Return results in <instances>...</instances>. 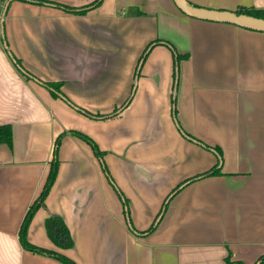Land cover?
Masks as SVG:
<instances>
[{
	"label": "crops",
	"instance_id": "crops-1",
	"mask_svg": "<svg viewBox=\"0 0 264 264\" xmlns=\"http://www.w3.org/2000/svg\"><path fill=\"white\" fill-rule=\"evenodd\" d=\"M95 1L0 0V126L12 127V145L0 144V264H63L24 249L19 233L45 186L55 141L70 130L105 152L110 177L86 142L65 136L30 243L77 264H226L230 254L259 264L264 32L191 18L174 0H102L77 12ZM188 1L264 9V0ZM157 39L173 49L156 45L138 70ZM174 49L189 56L178 67ZM52 82L62 84L58 98L44 85ZM75 107L103 115L124 108L100 120ZM220 161L222 175L169 198ZM168 198L157 228L144 234ZM50 216L64 220L73 248L51 240Z\"/></svg>",
	"mask_w": 264,
	"mask_h": 264
},
{
	"label": "trees",
	"instance_id": "trees-1",
	"mask_svg": "<svg viewBox=\"0 0 264 264\" xmlns=\"http://www.w3.org/2000/svg\"><path fill=\"white\" fill-rule=\"evenodd\" d=\"M40 2L43 3L44 1H40ZM101 3H102V0H96L95 2L90 4L89 6L83 8L82 10H79L77 12L78 13H87L90 9H92L91 7H93V8L98 7ZM55 4L58 7H62L67 11L76 12V10H74L68 6H65L62 4H57V3H55ZM193 5H195V4H193ZM236 12L238 14H247L250 16H254L257 18L264 19V9L246 8V7L240 6L236 10ZM160 43L161 44L163 43L169 47H171V45H172L170 42L165 41V40H161V39H157V40L151 42L141 57V61H140V64L138 66V70L140 69L143 61H145V59L147 58L150 51L156 45H158ZM171 48L173 49V47H171ZM174 53H175V67H178L182 60H185L189 57L188 54H176L175 49H174ZM44 85L51 91L52 95L55 98H58L62 94V91H61L62 84L61 83L52 82V83H44ZM75 108L77 109V111H79L80 113H82L86 117H89L92 119L102 120V119H108V118H112V117L117 116L124 107L117 108L116 110H114L113 113H111L109 115H103L100 113L94 114V113H92L86 109L80 108V107H75ZM67 135H72V136L77 137V138L83 140L84 142H86L92 148L95 156L102 162L104 172H106L108 177H110L109 171H108V169L105 165V162H104L105 152H103L100 149L98 144L90 136H88L82 132L76 131V130H70L68 132L61 133L55 141V146H54V150H53V157H52V160L50 162V171H49V175L47 177L45 186H44L40 196L30 206V208H29V210H28V212L24 218V221L22 223L20 233H19V237H20V241L22 243L23 248L26 249L27 251L57 259L58 261L62 262L63 264H77L76 261H74L72 258H70L64 254H61L55 250H49V249H44V248L38 247V246L30 243L28 240V230H29L30 224H31L34 216L38 212V210L45 206L46 198L48 197L52 187L54 186V184L56 182L58 172H59V167H60L59 151H60V147L62 144V140ZM0 144H8L10 146L12 145V127L10 125L0 126ZM218 152H219V150H218ZM219 155L222 156L221 153H219ZM220 165H221V161L214 168H212L206 172H203L201 174H198L192 178H189L188 180H185L176 189L173 190V192L169 196V198L171 196H173L175 193H177L178 191H180L182 188L186 187L187 185H189L190 183H192L196 180H199L202 178H207V177L222 175V169L219 168ZM169 198L164 203L162 210H161L159 216L157 217V219L155 220L154 224L147 231H145L144 234H149V233H152L155 231V229L157 228L158 221H159L160 217L164 214L165 210L167 209V207L169 205V203H168ZM46 227H47L49 237L51 238V240L54 242V244L57 247H59L61 249H71L74 247V240L70 234V231H69L67 225L65 224L64 220L61 217L50 216L46 220ZM232 257H233L232 254H230L227 257L226 264H244L240 261L233 260ZM258 263L264 264V256L259 259Z\"/></svg>",
	"mask_w": 264,
	"mask_h": 264
},
{
	"label": "water",
	"instance_id": "water-1",
	"mask_svg": "<svg viewBox=\"0 0 264 264\" xmlns=\"http://www.w3.org/2000/svg\"><path fill=\"white\" fill-rule=\"evenodd\" d=\"M174 3L183 14L194 19L216 23H228L257 32H264V19L262 18L247 14H238L236 10H220L196 6L188 0H174ZM20 69L26 74V71L22 68ZM61 97L63 100L67 101L64 96Z\"/></svg>",
	"mask_w": 264,
	"mask_h": 264
}]
</instances>
